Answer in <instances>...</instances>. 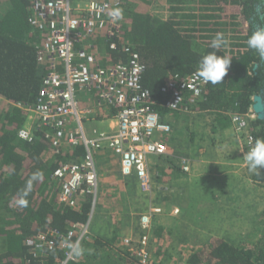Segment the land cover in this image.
Segmentation results:
<instances>
[{
	"label": "trees",
	"instance_id": "1",
	"mask_svg": "<svg viewBox=\"0 0 264 264\" xmlns=\"http://www.w3.org/2000/svg\"><path fill=\"white\" fill-rule=\"evenodd\" d=\"M149 1L122 0L118 7L121 10L119 31L101 30L90 36L85 45L96 55L98 65L108 67L116 62L126 63L129 52H136L144 65L141 84L154 101L153 108L165 118L167 110L161 104L164 100L161 87L170 77L180 78L196 71L201 57L213 51L210 45L216 33H223L227 46L217 54L231 58L228 72L222 82L206 83L190 109L213 114L209 132L214 136L233 126L231 114L248 112L254 95H262L264 99V64L247 44L252 32L264 27V0H217L219 6L226 7L223 12L238 11L237 15H231L233 21H229L235 27L204 34L203 31L198 34L195 27H184V21L153 15L148 11ZM30 2L0 0V264H58L65 250L57 246L58 239L50 231L62 233L84 224L91 207L88 195L74 207L64 205L58 196L61 180L53 177L60 162L75 161L82 156L81 146L61 155H52L41 132L31 142L17 136L24 115L11 103H35L42 77L49 70V63L38 59L37 50L43 37L29 23ZM228 3L236 7H227ZM112 42L115 49L109 47ZM249 130L255 140L264 138V119H251ZM235 136L238 135L235 133ZM185 155L184 151L174 149L173 154L161 159L169 172L161 171V162L154 164L156 175H159H153V178L175 176L177 170H181L179 159ZM34 173H40V178L32 182L25 197L27 206L22 207L18 201ZM251 178L264 184V169H261V175L251 173ZM151 199L158 201L156 205H162L160 197L154 199L151 196ZM46 232L55 241L51 248L26 243L27 238ZM143 232L141 230L140 234ZM118 238L117 229L107 239L85 237L79 244L82 253L68 264H139L130 247L118 243ZM256 246L255 249L241 247L226 239L212 238L191 251L185 264H264V239Z\"/></svg>",
	"mask_w": 264,
	"mask_h": 264
},
{
	"label": "built area",
	"instance_id": "2",
	"mask_svg": "<svg viewBox=\"0 0 264 264\" xmlns=\"http://www.w3.org/2000/svg\"><path fill=\"white\" fill-rule=\"evenodd\" d=\"M30 1L29 23L43 37L37 50L38 59L48 62L49 70L42 77L35 103H10L23 111L24 123L17 130L20 139L31 142L41 132L52 155L73 151L78 146L83 149L78 160L60 162L53 171V177L61 180L58 196L64 205L74 207L87 195L91 203L84 224L62 233L50 231L58 239L57 246L65 250L58 264H68L77 256L73 248L85 237L94 236L89 225L100 194L96 153L110 150L118 159L122 175L134 179L140 191L149 194L154 183V161L172 152L170 144L163 140L171 133L172 124L153 108L154 101L141 84L144 65L136 52H129L126 63L103 67L85 45L93 33L119 31L120 16L116 18L112 13L122 0ZM109 47L115 49L116 45L112 42ZM205 85L196 71L180 78L170 77L161 87L164 95L161 104L167 113L193 112L190 106ZM91 98L92 104L88 102ZM109 109L114 110L113 114ZM255 117L252 105L246 114H231L234 133L238 137L243 134L245 152L255 142L249 130V121ZM91 119L102 120L105 127L93 128L88 135L84 121ZM179 161L180 168L188 172V159ZM147 206L140 215L144 232L136 240L132 237L121 240L122 245L130 247L139 264L149 263L152 218L163 208L150 203ZM176 212L178 208L173 207L172 213ZM26 243L41 248L55 245L47 232L27 238Z\"/></svg>",
	"mask_w": 264,
	"mask_h": 264
},
{
	"label": "rangeland",
	"instance_id": "3",
	"mask_svg": "<svg viewBox=\"0 0 264 264\" xmlns=\"http://www.w3.org/2000/svg\"><path fill=\"white\" fill-rule=\"evenodd\" d=\"M230 5L233 4L228 3L227 7H230ZM235 7L236 5H233V8ZM224 8L226 7L219 6L217 0H151L148 5V11L153 15L163 18L173 17L176 20L184 21V27H195L199 30L197 31L198 34L202 31L203 34L215 33L220 28L233 29L235 26L230 24L229 21H233L231 15H237L238 11L230 9L223 12ZM225 13L226 15H224ZM203 14L224 16L206 18L202 16ZM191 15H194V17ZM218 22L226 23V25L218 24ZM166 119L168 122L173 123L170 122L172 124L171 133L175 130L174 134H178L175 137L176 139H179V136L186 137V141L182 139V142H178V146L182 147L180 150L186 153L185 158L188 159L189 164L191 160L200 158L201 155H197V150L201 144L204 151L218 148L215 142L220 139L221 135L210 136L209 125L206 119L203 116L201 117V113L197 111L171 113ZM88 125H90V130ZM174 126L177 129H174ZM84 129L90 135L91 123L84 121ZM207 132L209 134H206ZM167 136L163 137V140ZM199 136L203 137L201 141ZM238 140L239 142L243 141L242 138ZM183 143L185 144L183 145ZM176 149L179 150L178 147ZM160 162L164 168L165 161L161 160ZM229 173L235 175V178L231 176L220 178L221 174L219 173L218 180L219 183H224L226 180L229 182V191L232 195H235L234 198L227 196L224 189H221L226 196L222 195L221 201L207 199L208 202L205 204L207 210H202L203 202H196L194 199L191 200L193 209L187 205L190 201L183 199L182 195L186 192L192 195L197 183L196 181L190 182L192 191L189 187L187 189L179 188V178L182 176L179 178L176 175L172 178H169V176L161 178L160 181L165 183V186L157 184L158 186L154 190L153 185L151 192L146 195L138 192L137 189L139 188H136L137 182L134 179L131 182L127 178L118 180L113 182V188L105 189L107 194L103 196L108 201L111 213L107 211V213L101 214L100 210H105V208L101 207L102 204H97L96 214L90 221L89 228L92 227L95 232L94 236H106L105 239L110 238L117 229L120 237L118 243H121L124 237H132L136 240L141 235L140 231L142 230L140 215L148 207V203L155 204L158 202L152 200L151 196L154 199L158 196L162 199V205L159 206L165 208V210L161 208L160 214L152 218L151 235H149L150 260L148 264H185L191 251L207 244L212 238L226 239L236 246H252L255 249L259 240L264 239V184H258L250 180L251 172H249L247 164L241 170ZM168 180L176 183L175 186H171L172 190H168L166 187ZM123 185L126 191L123 190ZM259 187H262L263 190L257 194ZM195 192L198 195L201 194L199 190ZM163 195L168 198H163ZM197 205H201V208L196 209ZM120 206H122V209ZM171 207H177L178 212L172 213L170 211ZM117 208L120 210L118 209L119 212L116 213ZM260 214L261 220H259Z\"/></svg>",
	"mask_w": 264,
	"mask_h": 264
},
{
	"label": "crops",
	"instance_id": "4",
	"mask_svg": "<svg viewBox=\"0 0 264 264\" xmlns=\"http://www.w3.org/2000/svg\"><path fill=\"white\" fill-rule=\"evenodd\" d=\"M82 95V93H81ZM80 95V96H81ZM82 99L85 98V96H81ZM88 102H90V104L94 103L93 99H89ZM173 113H178V112H173ZM182 113V112H180ZM171 113H166L165 116L166 118H168V115H170ZM204 117L206 119V122L209 123L213 120V114H204L201 113V117ZM165 118V119H166ZM167 120V119H166ZM168 121V120H167ZM86 122H90L91 123V133H92V129L93 128H102L105 127L104 122L100 119H91V120H87ZM171 122V121H169ZM172 123V122H171ZM173 124V123H172ZM89 130H90V125H88ZM234 125L221 130L220 133L218 134H222L220 139L217 140L215 143L218 145V148H211V149H206L205 151L203 150V146L201 144V146L199 147V149L197 150V155H201L200 158H196L195 160H191L190 163V170L188 172L181 170H177V178H179L180 176H182L179 182L178 187L179 188H186L189 187L192 191L191 188V181H196V187L193 189V194L191 195V193H184L182 195L183 199L185 200H189L190 202L187 203L188 206L191 207V209H193V205L191 203V200L193 201V199L196 202H203V208L202 210H207V207L205 206L206 202H208L207 199H210L211 201H221V196L224 195L223 191H221V189H224L225 193L227 194V196L234 198V194L232 195V193L229 191V185H228V181H224V183H219L218 180V176L219 173L222 175H220V178L223 176H228V177H232L235 178V175L229 173V172H234V171H238L241 170L242 167H244L246 165V162L243 159L245 152V145H244V139L242 137H238L235 136L234 133ZM174 129H177L174 126ZM208 131H209V127H208ZM175 130L171 133V135H168L167 138L164 140L165 142H168L171 146L172 149H176V147L179 148L178 151L180 150L182 147L178 146V142L181 141L182 139L184 141H186V137H181L179 136V139H176L175 137L178 135L174 134ZM206 134H209L208 132ZM210 136H213L210 134ZM200 141L203 137H200ZM242 138V142H239L238 139ZM185 143H183L184 145ZM182 145V146H183ZM215 149V150H213ZM173 154V151H172ZM96 160L98 163V171H99V183H100V194H99V200H98V204L101 205L102 208H105V210H100L101 214H105L107 213V211L109 213H111V208L108 205V201L107 199H104L103 196L107 194V191H105V189L108 188H113L114 184L113 182H117L118 180H122L125 179V177L122 175L121 171H120V165L118 162V159L116 158V156L108 149L106 150H101L98 151L96 153ZM243 160V161H242ZM161 160H155V164L160 163ZM238 162V163H237ZM197 165V167H195ZM240 166V167H237ZM164 173L169 172V168L164 167L161 169V171ZM171 170V169H170ZM152 177L153 175L155 176L157 174L156 170H152ZM182 173V174H181ZM158 175H156L155 177H157ZM154 177V190L155 187H157L159 185L161 186H165V183H161V181L159 180V178H155ZM160 177V176H159ZM174 177V175H170V178ZM176 178V179H177ZM129 182H131L132 179H128ZM252 182L258 183L254 181L252 178L250 179ZM176 181V180H175ZM232 181V180H231ZM250 181V182H251ZM133 182V181H132ZM169 182V184H168ZM166 187L169 189H173L172 187L176 185V183L173 181H169L168 180ZM231 183V182H230ZM254 183V184H255ZM133 184V183H132ZM252 184V183H250ZM172 186V187H171ZM256 186V185H254ZM165 187V189H166ZM177 187V186H176ZM136 188H139L136 184ZM126 188L123 185V190ZM139 193H141L140 189H137ZM199 190L201 192L200 195H198L195 191ZM263 190L262 187L258 188L257 194H259L261 191ZM165 191V190H164ZM146 195V194H144ZM166 195H163L162 197L165 198ZM226 196V195H224ZM158 197V196H156ZM159 198V197H158ZM161 198V197H160ZM166 202V201H165ZM121 204V203H120ZM120 208L122 209V206H120ZM172 208V207H171ZM201 205H197L196 209H200ZM119 208L116 209V213L119 212L118 210ZM99 211V213H100ZM115 211V210H114ZM172 211V209L170 210ZM259 220H261V214L259 215ZM93 234L95 233L94 231H92ZM98 234V233H97ZM99 236V235H98ZM103 238H105L106 236H101Z\"/></svg>",
	"mask_w": 264,
	"mask_h": 264
},
{
	"label": "clouds",
	"instance_id": "5",
	"mask_svg": "<svg viewBox=\"0 0 264 264\" xmlns=\"http://www.w3.org/2000/svg\"><path fill=\"white\" fill-rule=\"evenodd\" d=\"M112 15L118 18L121 10H115ZM248 47L255 50L264 64V27L255 29L247 41ZM226 40L223 33H216L212 39L210 47L213 51L205 54L198 62L196 75L199 79L213 85L223 81L231 64V58L226 55H218L220 49L226 47ZM248 166V170L256 175H261V169H264V138L256 139L243 156ZM40 178V173H34L26 184L25 190L22 191L21 199L18 201L20 206L26 207L27 200L25 197L31 190L32 182ZM79 245L73 248L76 255L82 253Z\"/></svg>",
	"mask_w": 264,
	"mask_h": 264
},
{
	"label": "water",
	"instance_id": "6",
	"mask_svg": "<svg viewBox=\"0 0 264 264\" xmlns=\"http://www.w3.org/2000/svg\"><path fill=\"white\" fill-rule=\"evenodd\" d=\"M252 109L256 113V117L264 119V99L262 95L253 96Z\"/></svg>",
	"mask_w": 264,
	"mask_h": 264
},
{
	"label": "flooded vegetation",
	"instance_id": "7",
	"mask_svg": "<svg viewBox=\"0 0 264 264\" xmlns=\"http://www.w3.org/2000/svg\"><path fill=\"white\" fill-rule=\"evenodd\" d=\"M263 92H264V90H263Z\"/></svg>",
	"mask_w": 264,
	"mask_h": 264
}]
</instances>
